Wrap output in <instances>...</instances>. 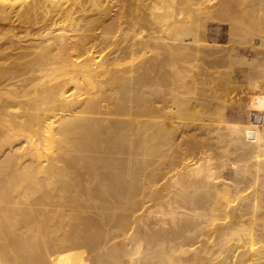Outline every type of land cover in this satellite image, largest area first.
Instances as JSON below:
<instances>
[{
    "label": "bare ground",
    "instance_id": "bare-ground-1",
    "mask_svg": "<svg viewBox=\"0 0 264 264\" xmlns=\"http://www.w3.org/2000/svg\"><path fill=\"white\" fill-rule=\"evenodd\" d=\"M0 22V264H264V0H0Z\"/></svg>",
    "mask_w": 264,
    "mask_h": 264
},
{
    "label": "rangeland",
    "instance_id": "rangeland-1",
    "mask_svg": "<svg viewBox=\"0 0 264 264\" xmlns=\"http://www.w3.org/2000/svg\"><path fill=\"white\" fill-rule=\"evenodd\" d=\"M8 28L5 22H0V33H4ZM17 32V30H14ZM240 91V93L238 92ZM249 96L247 95L246 89L244 86H236V91L234 93L233 103L230 106L233 116H235V121L243 122L246 116V105L248 104ZM251 120L253 123L258 124L259 126L263 125L264 115L261 112H252ZM254 133L249 132L248 136L252 137ZM233 169V166L230 167Z\"/></svg>",
    "mask_w": 264,
    "mask_h": 264
}]
</instances>
